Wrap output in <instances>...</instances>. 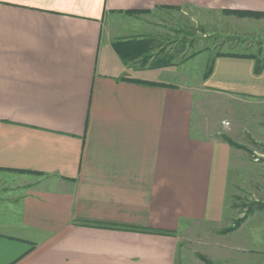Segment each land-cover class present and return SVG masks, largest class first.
Masks as SVG:
<instances>
[{"label": "crops", "instance_id": "0c3cea01", "mask_svg": "<svg viewBox=\"0 0 264 264\" xmlns=\"http://www.w3.org/2000/svg\"><path fill=\"white\" fill-rule=\"evenodd\" d=\"M182 7L264 14V0H0V264H175L180 229L220 218L230 148L194 133L175 53L134 63L114 46L146 38L116 34L124 19ZM254 63L216 57L200 85L264 97ZM245 260L216 264L260 261Z\"/></svg>", "mask_w": 264, "mask_h": 264}, {"label": "rangeland", "instance_id": "374dc122", "mask_svg": "<svg viewBox=\"0 0 264 264\" xmlns=\"http://www.w3.org/2000/svg\"><path fill=\"white\" fill-rule=\"evenodd\" d=\"M244 11L250 10L175 8L152 16L150 26L125 24L124 19L116 33L146 37L143 43L147 52L134 54L127 62H146L160 53L167 55L169 50L175 53L176 71L188 77H177L176 82L194 87V133L222 140L230 148L220 218L180 229L175 264H208L207 260L216 264L218 259L233 256L264 264V97L223 94L200 85L204 70L219 53L264 57V14Z\"/></svg>", "mask_w": 264, "mask_h": 264}, {"label": "trees", "instance_id": "16d2710c", "mask_svg": "<svg viewBox=\"0 0 264 264\" xmlns=\"http://www.w3.org/2000/svg\"><path fill=\"white\" fill-rule=\"evenodd\" d=\"M127 13H131L128 12ZM243 13L246 14H250V15H263L262 13H254V12H250V11H244ZM142 41L144 40H129V41H125V43L122 42H114V46L116 48V50L120 53V56L124 59V60H128L131 58H134L138 53H140L141 51H146L147 52V48L142 49L141 44L143 43ZM146 42V41H145ZM137 43L139 45H137ZM126 44V45H125ZM129 44V45H128ZM135 54V56H134ZM217 56H240V57H252L255 58V67L254 70L255 72L261 71L263 68V63H264V57L262 58H256L255 55L253 54H249V53H228V52H224V53H219L217 54ZM210 64L207 68L206 73H204V77H206L209 72H210ZM228 142V140H226ZM96 224H101L100 222H95ZM111 224V223H110ZM201 258L203 260H207L206 258H204L203 256H201ZM209 264V261L207 260V262Z\"/></svg>", "mask_w": 264, "mask_h": 264}]
</instances>
